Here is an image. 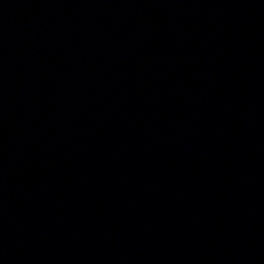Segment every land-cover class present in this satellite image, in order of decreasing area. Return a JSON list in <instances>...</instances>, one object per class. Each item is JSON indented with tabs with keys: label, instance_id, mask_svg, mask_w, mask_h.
Masks as SVG:
<instances>
[{
	"label": "water",
	"instance_id": "1",
	"mask_svg": "<svg viewBox=\"0 0 264 264\" xmlns=\"http://www.w3.org/2000/svg\"><path fill=\"white\" fill-rule=\"evenodd\" d=\"M61 264H264V0H90Z\"/></svg>",
	"mask_w": 264,
	"mask_h": 264
}]
</instances>
